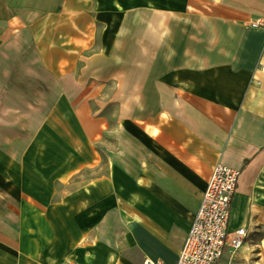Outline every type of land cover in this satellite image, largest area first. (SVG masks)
Returning <instances> with one entry per match:
<instances>
[{
	"label": "crops",
	"instance_id": "crops-1",
	"mask_svg": "<svg viewBox=\"0 0 264 264\" xmlns=\"http://www.w3.org/2000/svg\"><path fill=\"white\" fill-rule=\"evenodd\" d=\"M257 18L264 0H0V264H174L218 162L239 171L229 228L248 235L235 262L253 253L264 264ZM147 31L183 54L195 31L230 47L200 66L166 56L160 75L130 86L128 65L142 60L129 49ZM143 86L155 108L141 114ZM127 89L140 111L132 119ZM110 95L112 129L92 105ZM110 133L115 151L103 142ZM101 150L107 171L93 176ZM178 216L188 223L179 246L154 250L142 228Z\"/></svg>",
	"mask_w": 264,
	"mask_h": 264
},
{
	"label": "rangeland",
	"instance_id": "rangeland-1",
	"mask_svg": "<svg viewBox=\"0 0 264 264\" xmlns=\"http://www.w3.org/2000/svg\"><path fill=\"white\" fill-rule=\"evenodd\" d=\"M148 25V24H147ZM203 28L202 25L199 26ZM142 47L131 46L129 49V57L131 59H141L142 63L129 64L128 69V84L133 86L134 83L144 82L145 78L153 76L155 74L160 75L165 68L169 65L163 60L166 56L173 55L175 59L184 60L185 63L191 66H200L209 62L224 60L227 58V51L230 47V42L226 37V41H216V45L209 42L208 33L195 31L194 37L191 39L189 51L183 54L180 47L178 48H167L164 45L163 35L159 33L158 37L151 35L149 31L144 32L142 36ZM177 43V41H175ZM218 44V45H217ZM226 51V52H225ZM155 57V61L154 60ZM112 91V89L110 90ZM143 95L141 97L142 111L148 113V110L155 108L154 96L150 94L147 87L143 86ZM131 99L130 105H127V117L134 118L139 116L140 111L137 108V104L133 102V97L128 95L125 96L126 101ZM95 114L104 116L109 125L114 126L117 122V108L118 100L116 96L110 95L105 97H95L92 101ZM103 142L107 145L109 150L115 151V138L110 133L103 138ZM106 151L101 150V164L93 169V176L107 171V157ZM188 214V213H187ZM186 216V215H185ZM175 219V218H174ZM177 222L174 223H161L149 227L146 225L142 228V232L148 233L151 236L146 239L147 243L156 251H167L173 248V245L179 246L181 239L185 233L188 223L185 221L183 216L176 217ZM128 231V230H127ZM173 243V244H172ZM259 254H250V264H259L255 257ZM238 262L245 260L244 258H237ZM242 264V263H241ZM245 264V263H243Z\"/></svg>",
	"mask_w": 264,
	"mask_h": 264
},
{
	"label": "built area",
	"instance_id": "built-area-1",
	"mask_svg": "<svg viewBox=\"0 0 264 264\" xmlns=\"http://www.w3.org/2000/svg\"><path fill=\"white\" fill-rule=\"evenodd\" d=\"M264 28V18L251 22ZM239 171L220 162L213 165L174 264H236L235 253L245 243L247 229L229 228L231 200ZM142 264H167L144 257Z\"/></svg>",
	"mask_w": 264,
	"mask_h": 264
}]
</instances>
